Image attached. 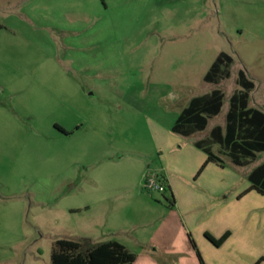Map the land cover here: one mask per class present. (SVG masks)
<instances>
[{"label": "rangeland", "instance_id": "374dc122", "mask_svg": "<svg viewBox=\"0 0 264 264\" xmlns=\"http://www.w3.org/2000/svg\"><path fill=\"white\" fill-rule=\"evenodd\" d=\"M221 53L230 77L208 83ZM240 70L264 111V0H0V264H51L57 240L150 230L158 219L135 198L168 207L167 193L135 187L140 164L160 176L163 135L194 97L224 94L197 138L224 126ZM91 204L115 212L94 221Z\"/></svg>", "mask_w": 264, "mask_h": 264}, {"label": "crops", "instance_id": "0c3cea01", "mask_svg": "<svg viewBox=\"0 0 264 264\" xmlns=\"http://www.w3.org/2000/svg\"><path fill=\"white\" fill-rule=\"evenodd\" d=\"M204 131L191 136L173 132L175 136L163 135L164 143L160 145L162 152L157 164L160 165V176L167 183L168 192L164 199L168 207L153 202L143 193L134 202L137 207L143 206L142 215L147 216L148 221L158 219V222L150 230L136 233L125 228L119 232L108 228V241L123 244L137 256L133 264H201L191 240L203 264H264V196L255 190L248 191L250 174L264 162L247 171L255 160L247 166H237L219 145H212V152L222 157V164L209 162L205 151L196 145L209 139L210 135L197 138ZM215 146H218L216 152ZM150 159L156 161L153 157ZM142 163L137 170L140 178L135 187L138 183L141 185L152 170L147 161ZM103 201L106 202L107 197ZM169 201L174 202L172 206ZM92 204L88 206V212L94 216V221L99 216L109 220L110 214L115 212L108 207L92 208ZM207 235L215 240L228 237L217 247ZM85 240L89 245L99 244L95 239Z\"/></svg>", "mask_w": 264, "mask_h": 264}, {"label": "trees", "instance_id": "16d2710c", "mask_svg": "<svg viewBox=\"0 0 264 264\" xmlns=\"http://www.w3.org/2000/svg\"><path fill=\"white\" fill-rule=\"evenodd\" d=\"M232 64V57L221 53L205 76V81L218 85L228 79ZM237 84L241 89L235 91L230 98L225 126H216L212 129L209 139L196 145L205 151L209 162L222 164L220 158L212 152V145H219L232 163L242 167L256 160L257 155L264 152V112L249 107L250 94L255 89V84L246 77L242 70L238 72ZM223 105L224 94L220 89L194 97L179 115L172 132L191 136L206 130L209 120L221 113ZM57 129L63 134L70 135V132H66L58 126ZM159 180L165 183V193H167L168 187L165 178L159 176ZM249 180L251 187L248 191L255 190L264 196V164L253 170ZM169 202L170 206L174 203L173 201ZM227 237L228 235L220 240H215L207 235V238L217 247L221 246ZM191 243L203 264L195 243L192 240ZM136 258L134 253L114 240L89 245L86 241L81 243L60 239L55 242L51 264H133Z\"/></svg>", "mask_w": 264, "mask_h": 264}, {"label": "built area", "instance_id": "2783aa9c", "mask_svg": "<svg viewBox=\"0 0 264 264\" xmlns=\"http://www.w3.org/2000/svg\"><path fill=\"white\" fill-rule=\"evenodd\" d=\"M144 190L148 193H165L166 185L159 180V176L155 173H148L145 178Z\"/></svg>", "mask_w": 264, "mask_h": 264}]
</instances>
